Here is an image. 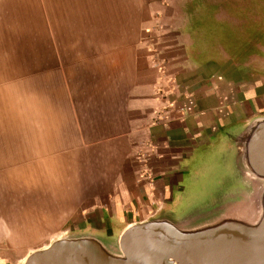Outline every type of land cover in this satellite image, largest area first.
Segmentation results:
<instances>
[{
  "label": "crops",
  "instance_id": "0c3cea01",
  "mask_svg": "<svg viewBox=\"0 0 264 264\" xmlns=\"http://www.w3.org/2000/svg\"><path fill=\"white\" fill-rule=\"evenodd\" d=\"M194 1L218 5L0 0V264L174 208L181 164L264 114V56L214 59L223 24L259 13L191 14Z\"/></svg>",
  "mask_w": 264,
  "mask_h": 264
},
{
  "label": "water",
  "instance_id": "95a60500",
  "mask_svg": "<svg viewBox=\"0 0 264 264\" xmlns=\"http://www.w3.org/2000/svg\"><path fill=\"white\" fill-rule=\"evenodd\" d=\"M218 147L226 174L199 206L117 232H66L18 264H264V114L231 128Z\"/></svg>",
  "mask_w": 264,
  "mask_h": 264
},
{
  "label": "rangeland",
  "instance_id": "374dc122",
  "mask_svg": "<svg viewBox=\"0 0 264 264\" xmlns=\"http://www.w3.org/2000/svg\"><path fill=\"white\" fill-rule=\"evenodd\" d=\"M254 1L228 0L226 5H222L223 2L217 0L218 5L214 6H202L201 2L194 1L182 4V6L191 14L208 12L206 15L218 14L222 18L228 15L227 13L241 18L247 17L250 13H259L258 18L253 21L242 20L240 25H236L234 29L229 26L228 22L223 24L225 32L223 43H221L223 52L214 57V59L222 57L223 63L227 64L230 62L247 64V62H253V58L255 59L257 55L264 56V5L256 4ZM175 40V38H168L167 44H176ZM166 55L180 56V48L178 46L168 48ZM221 137L222 134H219L218 138L221 139ZM219 143L206 149L207 151L203 154L199 153L200 155L197 154L193 159L181 164V168L187 169V172L182 174V180L179 182L183 191L174 202L175 213L183 214L185 210H189L188 207L204 203L209 198L207 192L211 186L217 184V178L226 174L227 161L224 152L218 147Z\"/></svg>",
  "mask_w": 264,
  "mask_h": 264
}]
</instances>
